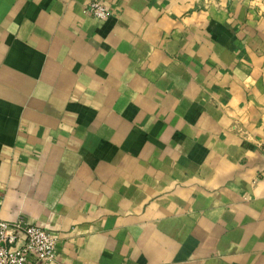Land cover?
Masks as SVG:
<instances>
[{"label": "crops", "instance_id": "0c3cea01", "mask_svg": "<svg viewBox=\"0 0 264 264\" xmlns=\"http://www.w3.org/2000/svg\"><path fill=\"white\" fill-rule=\"evenodd\" d=\"M18 218L47 264H264V0H0Z\"/></svg>", "mask_w": 264, "mask_h": 264}, {"label": "built area", "instance_id": "2783aa9c", "mask_svg": "<svg viewBox=\"0 0 264 264\" xmlns=\"http://www.w3.org/2000/svg\"><path fill=\"white\" fill-rule=\"evenodd\" d=\"M85 11L105 20L108 10L98 2ZM56 240L41 226L18 218L8 223L0 220V264H47L53 261Z\"/></svg>", "mask_w": 264, "mask_h": 264}]
</instances>
